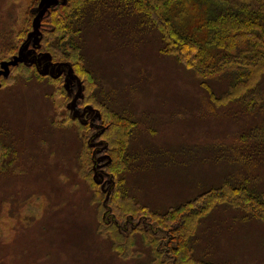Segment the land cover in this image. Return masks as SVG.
<instances>
[{"label": "rangeland", "instance_id": "rangeland-1", "mask_svg": "<svg viewBox=\"0 0 264 264\" xmlns=\"http://www.w3.org/2000/svg\"><path fill=\"white\" fill-rule=\"evenodd\" d=\"M86 1L83 67L100 81L85 82L88 93L76 74H89L37 50L65 0H0V74L27 60L62 74L67 87L64 94L58 83L14 77L0 88V138L15 150L10 168V151L0 156V264H140L148 243L137 238L132 252H121L116 230L144 228L152 243L172 237L192 203L200 213L187 237L196 257L264 264V147L236 139L260 115L240 101L227 105L244 89L212 104L200 81L227 90L232 75L202 76L163 53L166 40L141 0ZM226 10L213 0H177L166 17L209 58L216 49L206 22Z\"/></svg>", "mask_w": 264, "mask_h": 264}, {"label": "trees", "instance_id": "trees-1", "mask_svg": "<svg viewBox=\"0 0 264 264\" xmlns=\"http://www.w3.org/2000/svg\"><path fill=\"white\" fill-rule=\"evenodd\" d=\"M176 1L141 0L139 2L146 7V12L143 11L154 21L156 29L161 31L166 40L165 50L162 47L163 53L172 56L188 69L197 66L199 69L197 70L202 74L197 73L202 76L216 73L232 75L226 83L229 85L227 90L218 91L216 88H211L208 82L200 81L201 85L207 88V97L212 104L216 105L218 101H224L236 96V94H240L237 88L244 89L242 94L229 101L227 105L240 101L243 108L250 107L253 109V114L257 113L260 115V121L256 125L246 126L236 137V139L241 141V144H255L254 146H257L255 149L260 151L259 147H264V112H262V110L264 111V0H213L223 4L227 10L206 22L209 27L207 44L216 49V53L209 58H207L208 54L203 51L205 48L202 47L200 41L181 35L175 29L173 22L166 17L168 7ZM87 4L86 0H65V2L54 7L52 9L54 12L53 18L51 17L50 19L52 21V30L49 32V36H45L44 33L40 36V46L37 50L50 54V60L54 63L71 61V67L74 72L75 68H81L85 74L90 75V79L87 80L75 73L84 83V87L87 81H89L91 87L93 84L100 83V81L91 68L83 67L82 42L79 40L82 32L79 23L83 21L87 13L85 9ZM59 9L62 11L61 14L58 13ZM138 10L143 12L142 8ZM215 34H220V36L213 37ZM208 59L215 60L210 63L207 61ZM28 74H33L32 78L27 79ZM14 77L15 81L25 80L26 82H31L35 78L40 82L50 81L54 84L58 83L57 90L64 94L67 92L65 77L62 74L50 76V73H42L36 62L26 60L12 63L6 74H0V88L4 86L7 80ZM90 87L89 89L84 88L86 93L91 91ZM50 92L51 89L48 90V93ZM89 96H92V99L96 102L108 106L105 101L97 100L95 95H92V92L89 93ZM80 124L81 128L86 126V124ZM111 129L110 131L109 128L107 130V133L110 134L109 138L114 135ZM111 138V143L116 145L119 138L116 135L112 140ZM7 149L10 151L8 155L10 161L4 166L5 168H10L12 163H15L14 157L11 156V154H15V150L12 145L7 144L0 138V156H4ZM241 151L243 154L248 152L247 148L246 151L244 149H241ZM124 181L125 179H123V183ZM256 197L257 195L253 196V199ZM192 204H190L192 208L181 215L180 225H172L175 230L179 231L177 235L168 236L167 238L166 235L162 234L152 243L150 233L144 228H135L128 233L116 230L115 248L126 253L128 248L136 244L137 238H141L149 244H146V248L149 249L150 253H148L149 260L142 261L140 264H213L196 257L191 247L192 245L189 244L187 233L191 231L193 223L197 222V217L200 213V210L196 211ZM188 206V204H184L179 208L180 210H177L182 211ZM122 208L124 209V206ZM136 231L140 233L138 234ZM132 251L131 247L130 252ZM141 254L143 252L138 250V255L136 253L137 256H134L135 258H140Z\"/></svg>", "mask_w": 264, "mask_h": 264}]
</instances>
